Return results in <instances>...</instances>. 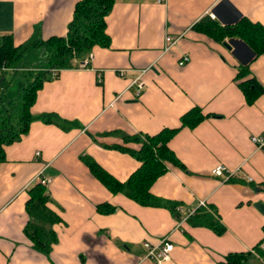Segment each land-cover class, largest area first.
<instances>
[{
	"label": "crops",
	"instance_id": "crops-1",
	"mask_svg": "<svg viewBox=\"0 0 264 264\" xmlns=\"http://www.w3.org/2000/svg\"><path fill=\"white\" fill-rule=\"evenodd\" d=\"M79 1L0 0V47L6 36L16 46L36 37H65ZM203 18L220 26L248 18L264 27V0H117L106 18L111 46L93 50L91 69L63 70L44 84L32 113L54 114L78 127L64 131L37 120L28 135L6 147L0 264H152L143 262L144 244L164 238L175 246L166 264H220L231 253L252 254L243 264H264L255 251L264 239V153L251 142V136L264 134V95L249 104L239 86L254 78L264 87V54L256 55L240 38L219 42L196 31ZM166 35L179 39L169 52ZM185 55L191 60L181 66ZM242 67L250 74L238 78ZM140 75L146 86L137 98L131 85ZM8 76L13 72L0 75V87L10 82L14 96L18 89L12 91ZM195 108L207 118L194 129L182 127L181 118ZM177 129L169 147L186 169L170 166L151 192L176 208L196 210L201 202L215 207L227 227L223 236L180 225L184 216L170 208L112 194L83 160L92 159L125 183L141 166L117 149L139 150L125 136ZM220 164L228 172L212 176ZM40 176L52 180L46 187L50 206L62 219L54 227L58 243L50 258L25 234L28 192ZM101 204L116 211L101 214Z\"/></svg>",
	"mask_w": 264,
	"mask_h": 264
},
{
	"label": "trees",
	"instance_id": "trees-1",
	"mask_svg": "<svg viewBox=\"0 0 264 264\" xmlns=\"http://www.w3.org/2000/svg\"><path fill=\"white\" fill-rule=\"evenodd\" d=\"M116 1H79L65 37L48 39L36 37L21 46L15 45L12 36L4 38L0 47V75L4 77L6 73L13 72L16 78L21 72L22 77L14 96L9 94L10 82L0 87V165L6 161V147L28 135L34 121L54 124L64 131L78 127L77 123L63 120L54 114L36 116L32 113V108L44 84L53 81V70L61 73L76 66L79 68L76 63L80 64L96 47L111 46L106 18ZM194 29L219 42H224L228 37L240 38L254 50L256 55L264 54V27L248 18H242L234 26H220L211 19L203 18ZM37 57L42 58L38 65H25V62ZM249 74L250 68L242 67L238 78H245ZM239 86L249 104H253L257 96L264 95V87L254 78L241 82ZM206 118L201 108H195L181 118L182 127L194 129ZM177 132L178 129L164 130L155 136H125V142L138 144L139 150L125 147L117 149L131 154L141 163L140 168L125 183L118 181L92 159L83 158V160L93 176L112 194H123L141 206L170 208L174 213H178L176 205L158 198L151 192L154 183L170 169V166L186 169L169 147L170 140ZM28 194L30 199L26 205V212L29 221L25 234L36 251L50 258L54 245L58 243V235L54 227L61 223L62 219L50 206L51 196L45 186L35 184ZM97 209L104 215L116 211V208L109 204H101ZM187 222L192 227L208 228L217 236H223L227 232V227L213 206L197 208ZM263 244L264 239L255 251L264 258ZM251 256L250 253H231L220 264H243Z\"/></svg>",
	"mask_w": 264,
	"mask_h": 264
},
{
	"label": "built area",
	"instance_id": "built-area-1",
	"mask_svg": "<svg viewBox=\"0 0 264 264\" xmlns=\"http://www.w3.org/2000/svg\"><path fill=\"white\" fill-rule=\"evenodd\" d=\"M160 3H165L166 0H159ZM215 16L211 14V18H214ZM178 38H175L172 35H166L165 38V52H169L172 50V48L177 44ZM94 55L91 53L86 58H84L80 64L79 69L81 70H87L91 69V63L93 60ZM190 56L185 55L182 57V60L180 61V65L184 66L187 63L190 62ZM120 76L124 77L126 71L121 70L118 72ZM144 72H141L143 74ZM60 75V72L57 70H53L52 72V79L56 80ZM101 78V76H100ZM132 88L135 89L136 97L139 98L142 93L144 92L146 84L142 80L141 75L132 83ZM251 142L256 146V148L264 153V134L261 135H253L251 136ZM37 157H40V152H37ZM227 168L224 165H217L213 170L211 171V175L214 177H224L227 173ZM234 175V174H233ZM232 177L229 176V179ZM228 179V180H229ZM248 181H252L250 177H246ZM38 184H41L42 186L48 187L50 183L52 182L51 179H47L44 177H38L37 178ZM200 207L207 208V204L205 202H201ZM177 212L184 216L183 219L180 220V225H183L187 222V220L194 214L195 210H186L184 207L179 206L177 207ZM144 247L146 249V255L144 257L143 262H153L154 264H166L171 262L172 260V254L175 250L174 244H172L168 238L162 239L157 245H152L150 243H145ZM264 248V244L262 245ZM259 257V255H257Z\"/></svg>",
	"mask_w": 264,
	"mask_h": 264
},
{
	"label": "rangeland",
	"instance_id": "rangeland-1",
	"mask_svg": "<svg viewBox=\"0 0 264 264\" xmlns=\"http://www.w3.org/2000/svg\"><path fill=\"white\" fill-rule=\"evenodd\" d=\"M41 60H42V58H32V59H30V60H28L27 62H25V65H38L40 62H41ZM22 77V76H21ZM20 76H18L17 75V77L16 78H12V77H10V76H8L7 78L10 80V81H12V85H13V89H12V91L13 90H15L16 91V88L18 89V86L16 87V86H14V85H17L16 83H18L17 82V79H20L21 78ZM37 184V183H36Z\"/></svg>",
	"mask_w": 264,
	"mask_h": 264
},
{
	"label": "water",
	"instance_id": "water-1",
	"mask_svg": "<svg viewBox=\"0 0 264 264\" xmlns=\"http://www.w3.org/2000/svg\"><path fill=\"white\" fill-rule=\"evenodd\" d=\"M225 46H226V47H228V48L230 49V46H228V44H227V43L225 44Z\"/></svg>",
	"mask_w": 264,
	"mask_h": 264
}]
</instances>
